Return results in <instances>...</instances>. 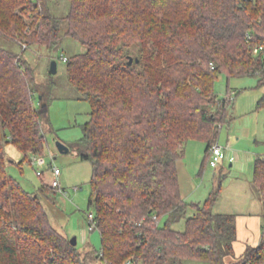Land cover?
Returning <instances> with one entry per match:
<instances>
[{
  "label": "trees",
  "instance_id": "trees-1",
  "mask_svg": "<svg viewBox=\"0 0 264 264\" xmlns=\"http://www.w3.org/2000/svg\"><path fill=\"white\" fill-rule=\"evenodd\" d=\"M64 22L86 46L66 60L91 105L70 149L93 166L89 222L100 231L99 250L74 245L50 222L40 193L7 169L8 143L22 161L44 154L50 87L38 82L24 51H57ZM0 35L23 49L0 44V264H264V238L226 261L235 254L236 214L214 210L220 188L203 202L185 199L178 169L186 142L198 139L206 142L203 170L233 119V98L215 89L219 73L228 82L255 77L264 107V0H70L65 17L48 12L44 0H0ZM130 56L139 61L129 64ZM253 182L264 203V155ZM183 219L186 228H175Z\"/></svg>",
  "mask_w": 264,
  "mask_h": 264
},
{
  "label": "rangeland",
  "instance_id": "rangeland-1",
  "mask_svg": "<svg viewBox=\"0 0 264 264\" xmlns=\"http://www.w3.org/2000/svg\"><path fill=\"white\" fill-rule=\"evenodd\" d=\"M45 9L53 15L65 17L70 10V0H44ZM67 22L61 27L62 42L57 51H51L45 45H33L24 51L26 59L36 67L38 82L50 87L49 117L44 133L47 139L44 154L45 164L22 161L23 153L14 144L5 146L7 169L16 177L23 187L29 191L38 192L49 214L50 222L58 230L71 239L77 237V246L81 251L101 248L99 229H90L89 217L94 213V207H89L91 194L90 180L93 166L90 160L82 159L72 148L62 152L57 141H63L71 146L83 136V124L90 118L91 105L81 98L78 89L70 81L67 73L68 57L86 50V46L73 36L66 33ZM0 44L17 52L22 47L17 42L7 40L0 35ZM52 56L57 60V72L51 71ZM52 84V85H51ZM255 77H233L228 82L225 73H219L216 82V92L223 97L233 98L230 113L233 119L221 127L218 144L223 146L226 157L217 166L210 162L202 169L206 155V142L190 139L185 144V157L178 163L179 176L183 189L191 190L194 186L196 195L190 201L203 202L215 189L220 188L222 195L216 201V211L238 210L234 192L237 189L248 188V179L253 178L255 158L264 155V107L257 106L262 95V89L257 87ZM230 94V95H229ZM37 96L39 97L40 94ZM38 103V98L36 99ZM247 161V169L239 168L238 157ZM233 156V159L229 157ZM231 161L233 165H231ZM53 167L60 168L61 186L68 191L63 194L58 189L40 191L45 182L51 185ZM38 170L43 171L42 175ZM221 176V177H220ZM221 183V184H220ZM78 186V189H75ZM221 186V187H220ZM192 199V200H191ZM218 199V198H217ZM239 201V200H238ZM240 202V201H239ZM256 203H258L256 201ZM195 208L190 207L188 216L193 215ZM166 216L161 218L164 224ZM180 230L186 228V219L174 224ZM182 264H211L204 259L187 258Z\"/></svg>",
  "mask_w": 264,
  "mask_h": 264
},
{
  "label": "crops",
  "instance_id": "crops-1",
  "mask_svg": "<svg viewBox=\"0 0 264 264\" xmlns=\"http://www.w3.org/2000/svg\"><path fill=\"white\" fill-rule=\"evenodd\" d=\"M229 159L231 160L230 157ZM249 160L247 158V161H246L241 157V155H239L238 166L240 169H242L241 171H243L244 169H247L245 166H247L248 164L247 162ZM230 164L233 165V162L231 161ZM202 171L203 170L201 169V172ZM253 175H254V172H253ZM253 179H254V176L252 179H248V181L246 182L248 185V188H244V189L239 188L234 192L235 198L236 197L241 198V199H238L240 202L237 200V198L235 199L239 205L238 210L216 211L215 210L216 202L214 205V210L216 212L235 213L237 216V239L234 243L235 254L227 256L226 261L228 263L230 262L233 263L239 260L244 254L248 245H258L261 242V240L264 238V203L260 195V192L258 191V189L256 188L253 182ZM180 182H181V179H180ZM181 191H182L183 196L187 200H189L190 198H194L196 195L194 186L191 190L185 191L181 183ZM221 195H222V191L220 190V194L218 196L217 201L219 200ZM256 201L258 203H256Z\"/></svg>",
  "mask_w": 264,
  "mask_h": 264
},
{
  "label": "built area",
  "instance_id": "built-area-1",
  "mask_svg": "<svg viewBox=\"0 0 264 264\" xmlns=\"http://www.w3.org/2000/svg\"><path fill=\"white\" fill-rule=\"evenodd\" d=\"M255 50L257 51L258 47ZM64 60H67L66 56H64ZM211 152H212V155H211L210 163L213 166L217 165L222 159H224L226 157V153H225L223 146L219 145L218 143H216L212 147ZM230 158L233 159L234 157L231 156ZM31 163H33V164L38 163V164L42 165V164L46 163V160L42 156H40V157L34 156ZM37 172L39 175L43 174V171L38 170ZM60 174H61L60 168L53 167V179L50 182L51 186L57 188L63 194H67L68 193L67 189L65 187L61 186V182L59 179ZM78 188H79L78 186H75V189H78ZM93 216H94V213L91 212L90 218L92 219ZM93 227H94V224L90 225V228H93Z\"/></svg>",
  "mask_w": 264,
  "mask_h": 264
},
{
  "label": "water",
  "instance_id": "water-1",
  "mask_svg": "<svg viewBox=\"0 0 264 264\" xmlns=\"http://www.w3.org/2000/svg\"><path fill=\"white\" fill-rule=\"evenodd\" d=\"M135 59H136L137 61H139V58H135V57H133V56H130V57H129V64H132V63L134 62ZM51 71H52L53 73L57 72V60H56V59H53V60H52V63H51ZM40 98H41V95H40ZM57 145H58V148L60 149V151H62V152H68V151H70V146L67 145V144H66L65 142H63V141L58 140V141H57ZM71 241H72V243H73L74 245H76V244H77V237L74 236V237L71 239Z\"/></svg>",
  "mask_w": 264,
  "mask_h": 264
}]
</instances>
